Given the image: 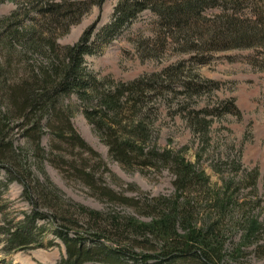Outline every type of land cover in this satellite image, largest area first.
<instances>
[{
	"label": "trees",
	"instance_id": "trees-1",
	"mask_svg": "<svg viewBox=\"0 0 264 264\" xmlns=\"http://www.w3.org/2000/svg\"><path fill=\"white\" fill-rule=\"evenodd\" d=\"M11 1L17 10L0 19V172H4L6 187L12 182L22 187L32 208L16 223L7 222L4 216L0 236L5 252L38 245L46 229L37 224L46 222L54 226L53 234L65 249L58 264H227L226 238L218 222L205 229H196L193 223L192 197L202 193L206 180L179 155L161 152L155 144L149 146L156 112L153 101L165 100L179 87L192 99L216 89L215 83L197 82L199 76L188 71L184 62L128 83H114L96 78L84 57L110 44L139 14L151 11L157 16L162 37L151 52L161 53L170 40L184 49L181 53H193L191 61L202 65L214 52L254 49L261 60L256 58L253 63L264 68V0H119L112 20L96 39L91 41L94 25L73 46H61L58 39L105 0ZM213 10L216 13L207 18L206 12ZM139 45L147 49L149 44ZM72 95L80 101L83 116L113 161L125 169L169 170L174 177V196L140 200L102 187L86 163L97 159L110 172L71 123L73 111L67 101ZM219 110L189 112L193 131L207 130L208 118L217 116ZM221 112L233 113L228 104ZM14 129L31 148L30 154L15 147ZM45 132L51 138L49 153L41 147ZM57 144L67 146L68 153L60 159L89 190L152 222L62 203L55 187L38 179L32 170L60 153ZM29 155L33 165L25 157ZM80 155L87 156L85 165L81 159L80 166L73 159ZM69 157L72 160L66 161ZM250 223L247 239L260 230L256 222Z\"/></svg>",
	"mask_w": 264,
	"mask_h": 264
},
{
	"label": "rangeland",
	"instance_id": "rangeland-1",
	"mask_svg": "<svg viewBox=\"0 0 264 264\" xmlns=\"http://www.w3.org/2000/svg\"><path fill=\"white\" fill-rule=\"evenodd\" d=\"M0 1V19L10 16L18 8L11 0ZM118 1L105 0L101 7L94 5L77 25L58 39V43L73 46L94 25L91 41L95 40L112 20ZM215 13L214 10L208 11L206 17L212 18ZM157 23V16L151 11L139 14L110 44L97 49L93 55L85 56V65L98 79L128 83L184 62L188 71L199 76L197 82L215 83L216 89L202 91L192 99H188L179 87L165 100L153 101L151 105L156 112L151 119L149 146L155 144L161 152L179 155L206 180L204 192L192 197L196 211L193 223L196 229H205L218 222L226 238L225 262L264 264V68L253 63L261 57L254 49L214 52L208 55L206 64L198 65L191 61L193 53H181L184 49L170 40L166 41L161 53H154L150 50L162 39ZM141 44H149L148 50ZM188 71L185 76H189ZM67 104L72 108L71 123L77 133L100 155L110 172L107 173L97 159L86 163L95 171V178L102 187L140 200L174 196V177L169 170L123 168L109 157L106 146L83 116L77 97L72 95ZM226 104L233 113L221 112ZM216 108L220 109L216 112L218 115L208 118L207 130L194 132L188 113ZM13 132L15 147L24 148L30 154L31 148L25 145L17 133L19 131L14 129ZM50 142V134L45 132L41 139L45 153L50 151ZM56 146L60 153L50 156L51 161H45L42 167L32 166V170L38 179L48 180L55 187L62 203L103 214L116 213L147 224L152 222L151 218L140 217L131 208L99 198L60 159L62 154L68 153L67 146ZM25 157L33 165L30 155ZM86 157L80 155V158L73 159L80 166ZM4 176V172H0V210L4 212L0 213V226L4 216L7 222L13 220L16 223L23 220L32 208L23 197L22 187L15 182L6 187ZM250 222H256L260 230L255 237L247 239ZM37 225L44 226L45 234L38 245L24 251L7 254L0 236V264H58L65 257L63 244L53 234L54 226L46 222Z\"/></svg>",
	"mask_w": 264,
	"mask_h": 264
}]
</instances>
